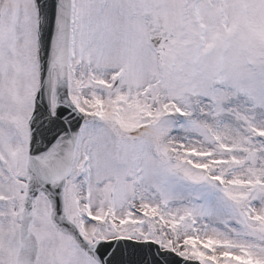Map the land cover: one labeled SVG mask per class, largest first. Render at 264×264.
Masks as SVG:
<instances>
[{
	"label": "snow or ice",
	"instance_id": "1",
	"mask_svg": "<svg viewBox=\"0 0 264 264\" xmlns=\"http://www.w3.org/2000/svg\"><path fill=\"white\" fill-rule=\"evenodd\" d=\"M0 264H264V0H0Z\"/></svg>",
	"mask_w": 264,
	"mask_h": 264
}]
</instances>
